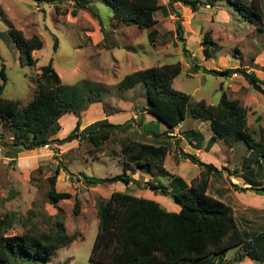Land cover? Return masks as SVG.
<instances>
[{
  "label": "rangeland",
  "instance_id": "1",
  "mask_svg": "<svg viewBox=\"0 0 264 264\" xmlns=\"http://www.w3.org/2000/svg\"><path fill=\"white\" fill-rule=\"evenodd\" d=\"M74 1L57 0L50 4L35 0H0V67L5 65L7 78L1 93L3 98L17 100L21 106H25L32 99L39 69L51 61L63 85L90 82L100 88L103 91L102 107L108 114L116 111L111 109V105L120 99L123 102L135 101L140 106L144 102V90L141 86L130 94L117 90V84L126 75L152 66L181 62L182 71L175 79L173 88L189 96L188 111L201 100L208 105H217L222 92H225L229 100H238L241 104L246 100L250 112L255 111L260 116L264 114V97L254 91H250L249 95V91L243 86V78L239 75L234 74L230 78L215 77L202 71L193 72L189 68L190 64L216 71L253 67L256 55L260 54V49L264 46V21L261 28L258 27L254 23L256 21L252 20L254 18L250 10L236 9L234 5L237 2L242 7V4H249L251 0H200L204 4L214 2L216 6L211 8L209 5H199L193 16L182 12L181 7L190 11L188 6L181 2L179 3L181 7L176 4L178 2L176 5L172 3V8L180 14L182 20L184 44L177 39L176 17L173 15L163 17L160 12H156L153 16L156 24L153 28L138 29L115 19L104 0H79L86 8L74 5ZM259 1L264 14V0ZM159 3L168 6L169 9L168 0H159ZM55 6L59 8L58 14L54 12ZM72 11L75 12L74 15L71 14ZM10 26L21 31L25 39L38 36L42 41V48L32 52V57L36 60L34 66L20 64L19 53L8 35ZM152 30H155L156 34L151 44L147 36ZM208 31L214 45L221 46L217 50L211 49L214 53H211V57L200 53L202 37ZM182 46L185 47L187 55L183 54ZM259 61L264 67V56L259 57ZM256 68V75L264 80V69L261 70L259 65ZM133 112L137 113V108L134 107ZM92 114L93 117H99V113ZM73 118L72 114L61 118L59 122L61 130L55 139H63L71 132L75 126ZM131 119L133 120V117ZM189 119L192 118L187 117L184 121V128L200 130L198 129L200 123ZM125 121L127 118L121 116L113 120L114 123ZM135 122L131 123L126 133L109 134L108 139L98 150H94L87 141L76 140L61 146L52 144L51 147H44L39 151L41 161L36 166L34 165L36 156H32L30 152L23 153L22 156H26L23 158L27 161L18 167L17 162L15 165H9L0 150V217L14 214L16 218L6 235L54 234L61 226L67 237L75 238L68 246L56 250L47 260H30L14 253L9 264H92L88 258L97 232V205L105 203L112 190L108 184L93 187L71 181L66 171L74 177L80 173L93 178H110L121 174L124 160L119 154L120 140L144 141ZM258 122L255 114L250 115L249 130L256 143H264V129L259 127ZM165 128L155 120L144 130L158 135ZM1 135L3 139L0 140V144L10 142L12 134L7 123L0 122ZM147 141L154 145L165 144L161 136L156 140L152 138ZM248 149L242 142L235 143L233 153L230 155L232 167L225 172L228 181L219 180L217 176L214 180L210 177L207 193L233 209L236 224L241 231L255 235L264 231V224L253 222L258 217L262 218L258 223L264 222V215L252 213L250 209L253 208L252 205L264 206V191L256 192L257 189L264 187V157L259 158L260 164H255L254 159L248 154ZM57 166L60 171L55 189L58 192L70 193L72 197L60 201L53 207L46 199L49 190L47 179L52 176ZM165 168L166 172H161L153 166L150 173L170 190L175 187L180 190L179 184L170 186L175 178H181L183 182L189 184L193 179L199 178L204 171L190 161L176 167L171 164L168 157ZM234 171L242 174L241 179L243 177L244 180L259 186L248 191V194L240 192L235 194L234 190L231 196L220 192L215 194L217 181L221 187H230L229 181L237 180L239 175ZM167 180L170 181L169 184ZM114 187L124 189V184L116 183ZM165 199L173 203L169 197ZM75 203H78L79 207L77 214L74 213ZM261 225L263 227L260 228ZM237 253L235 250L229 251L224 256L226 262L223 264H242L243 260H235Z\"/></svg>",
  "mask_w": 264,
  "mask_h": 264
},
{
  "label": "trees",
  "instance_id": "2",
  "mask_svg": "<svg viewBox=\"0 0 264 264\" xmlns=\"http://www.w3.org/2000/svg\"><path fill=\"white\" fill-rule=\"evenodd\" d=\"M35 1L54 4L57 0ZM104 1L115 19L138 29L153 28L156 24L153 16L156 12H160L163 17L175 16V33L182 44L185 43L182 37V20L180 14L172 8V3L181 2L192 13L198 11L199 5H209L211 8L215 5L214 2L204 4L200 0H168L169 10L168 6L160 5L159 0ZM74 5L86 8L79 0H75ZM234 5L236 9L250 10L254 18L252 20L256 21L255 25L261 28L264 14L259 0H251L249 4H242V7L237 2ZM54 12L59 13L58 6L54 7ZM71 14L74 15L75 12L72 11ZM93 16L96 17L95 14ZM99 26L102 31L101 24ZM10 27L8 35L19 53L20 64L34 66L36 60L32 57V52L42 48V41L38 36L25 39L21 31ZM155 34L156 31L152 30L147 36L151 44ZM201 46L206 57H209L212 48H217L210 31L202 37ZM53 49H56V42ZM182 52L184 55L188 54L184 46ZM190 70L202 71L215 77L230 78L234 74L239 75L264 97V80L258 78L255 72H247L243 68L216 71L197 64H190ZM5 71V65H1L0 121L7 123L12 135L9 143L0 144V150L9 165H15L22 153L51 147L52 144L61 146L74 140L87 141L94 150H98L109 134L126 133L131 123H134L132 119L122 125L103 122L79 133L80 113L91 104L101 102L103 91L100 88L90 82L63 85L50 61L39 69L32 99L25 106H21L19 101L1 96L7 79ZM181 71V62L152 66L126 75L117 84V90L125 92L138 85L144 89V111L166 127L168 132L161 135L163 138H172L168 133L187 117H191L209 124L213 137L208 141V148L217 139L229 147L242 142L251 150L252 159L264 157V143H256L247 127L246 109L238 100H229L225 92H222L217 105H208L201 100L188 111L189 96L178 92L172 86ZM66 114L76 117L75 126L65 138L55 139L61 130L59 120ZM176 152L181 159L200 166L204 170L201 176L193 179L189 186L175 178L170 186L179 184L180 190L176 187L170 190L160 182L150 181L144 184V188L155 195L169 197L179 210L168 211L155 200L135 197L126 192H112L105 203L97 205L98 226L88 261L92 264H206L212 258H223L229 251L235 250L238 251L236 261L248 258L253 262L263 263L264 231L253 236L241 231L236 224L233 209L206 193L209 175L227 170L218 171L213 165L202 163L194 155L182 152L177 143ZM119 154L124 160L122 173L110 178H93L81 173L74 177L65 168L63 170L68 173L71 181L88 186L115 183L127 186L132 182L126 173L128 163L146 173H150L152 166L163 171L168 147L165 144L154 145L123 139L120 140ZM59 171L57 166L52 176L47 179L49 190L46 199L53 207L72 197L70 193L56 191L55 183ZM257 186L259 185L252 184L246 190L252 191ZM260 191H264V187L256 192ZM78 209V203H75V214ZM15 220L14 214L0 217V264H9L14 253L30 260H47L56 250L68 246L75 239L67 237L61 226L54 234L24 233L20 236H7L6 232L13 227Z\"/></svg>",
  "mask_w": 264,
  "mask_h": 264
},
{
  "label": "crops",
  "instance_id": "3",
  "mask_svg": "<svg viewBox=\"0 0 264 264\" xmlns=\"http://www.w3.org/2000/svg\"><path fill=\"white\" fill-rule=\"evenodd\" d=\"M176 4L178 6H180L179 2ZM176 4L174 3V5H176ZM215 6H216V4L214 5L213 8H215ZM181 10L184 14H190V15L195 14V13H192L191 11L186 10L185 7L184 8L181 7ZM263 19H264V15H263ZM263 19H262V21H264ZM218 48H221V46H218L215 50H217ZM200 50H201L200 53H202L203 52L202 46H201ZM211 53H213V52H211ZM211 53H210L209 57H211ZM263 54H264V46H262V48L260 49V54L256 55L257 57L253 62V67H251L250 69H247L244 67L243 69H246L247 72H250V71L255 72V74H256V72H257L256 66L259 65L260 69L263 70L264 67L261 65V62L259 61V57L264 56ZM192 56H195V55H192ZM239 68H242V67H239ZM174 81H175V79H174ZM174 81H173V83H174ZM172 86H173V84H172ZM243 86H244L245 90L249 91L248 92L249 95H250V91L256 92L244 79H243ZM139 87H140V85L136 86L135 88H133L131 90L125 91V92L130 94L136 88H139ZM256 93H258V92H256ZM242 104L241 105L246 109V112H247V115H246L247 127L249 128V125H248L249 116L250 115L252 116L255 114L256 120L259 121L258 122L259 127L264 129V114L260 116V115H257V113L255 111L251 110V112H250V110H249L250 107L247 105L246 100H244V102H242ZM125 106H127V107H125ZM134 107L137 108V113L133 112ZM144 108H145V99H144V102H142L141 106L139 105V103H136L135 101H130V100H128L126 102H123L122 99L118 100L117 102L115 101L114 103H112L111 109H116V111H112V113L110 112L108 114H107L106 110L102 107L101 102L91 104L85 111H82L80 113L79 133H83V131H85L87 128L92 127L93 125H96L98 123H103V122H107L108 124H112V125H122L123 122H121L122 124L120 122L119 123L113 122V120L115 118L120 117V116L127 118V121L130 120L131 117H133V120L136 121V122L135 121L134 122L137 123V125L139 126V128L141 130L140 135H142V138L144 139L145 142L139 141V140H135V141L152 144L151 142H149L147 140H150L152 138L156 140L163 133L168 132V130L166 128L162 129L158 133V135H156L155 133L149 132V131L145 132L144 129L147 126H149L151 123L155 122L156 119H154L150 114L145 112ZM92 113H99V117H93L94 114H92ZM61 118H60V120H61ZM60 120H59V122H60ZM72 120H73V124H75L76 117L74 116V118ZM189 120L193 121L195 123L196 122L200 123V125L198 126V129H200V130L194 131L191 129L188 130V129L184 128L185 125H183L184 124V121H183L181 124L178 125V127H176L173 131H171V133H168L169 137H172V138L166 139V138L162 137L163 143H165V145L168 147V154H167L166 158L167 157L170 158L171 164H173L176 167H178L182 164H186V161L188 162V160L181 159L178 156V154L176 152V143H177L179 145V148L182 150V152L194 155L202 163L211 164L218 171H221L222 169L230 170V167H232L230 165V155H231V152L233 153V148H234L235 144L233 145V147L232 146L229 147L222 140L217 139L216 142L210 148H208L207 147L208 141L210 138L213 137V133L211 132V130L209 128V124L207 122H201V121L194 120V119H189ZM204 129H205V133L203 134ZM197 132L199 134H197ZM221 146H224L225 149L222 148ZM39 151H40V149L35 150L34 152H30V154L32 156H36V160L34 162L35 166L41 161V160H39L40 158L38 156ZM248 154H249V156L251 155L250 149H248ZM22 155H23V153L20 154L19 158L16 160L18 167H20L23 162L27 161L26 159H24L26 156L24 157ZM41 158H44V157H41ZM166 158H165L164 163H163V171L164 172H166L165 171L166 170V168H165ZM42 160H44V159H42ZM172 160L174 161L173 163H172ZM253 162L255 164H260V159L259 158L254 159ZM123 166H124V161L122 162V168L121 169H123ZM150 170H152V168ZM29 171H30V169H28V172ZM163 171H161V172H163ZM234 172H236V171H234ZM126 173L132 179V182H130L127 186L124 185V187H123L124 189H119L117 187H114L116 183L114 185L111 184L110 185V188L112 190L111 193L116 192V191L126 192V193H128L132 196H135V197L155 200L156 202L161 204V206H163L168 211L177 212L179 210V207L175 203H172L168 199H165L166 197H164V196L161 197V195H155L149 189L144 188V184L149 182V181L154 182V183L159 182L158 180H156V178L151 173H146L145 171H141L139 169H136L133 164H129V163H128V167H126ZM237 173L238 172H236V174ZM238 175H239V177L237 178V180L231 179L229 181L230 187H224V186L221 187L220 182L217 181L215 183V184H217L216 185L217 187L215 189V194H218L220 192V193L226 194L227 196H231L233 190H234L235 194H236V192H240V194L241 193H245V194L247 193L248 194V190H246V189L249 188L250 185L254 184V182L246 181L243 179V177L241 179L240 177L242 174H240V173H238ZM216 176L218 177L219 180L223 179V181L224 180L228 181V177L226 176L225 171H221L218 174L211 173L209 175V179H210V177H212L214 180V177H216ZM167 181L169 184L170 181L169 180H167ZM208 183H209V180H208ZM185 184H187V183H185ZM189 184H187V185H189ZM97 186H99V185H97ZM231 187H234V189L233 188L231 189ZM207 189H208V185H207ZM206 193H207V190H206ZM237 197H239V195H237ZM251 207H253V208H250L253 210V211L251 210L252 213L260 214V216L264 215V206L252 205ZM260 219H262V218L258 217L253 222H255L256 224H264L263 221L261 223H258ZM261 227H263V225H261L260 228ZM245 233H247V232L245 231ZM247 234H249V233H247ZM251 235H253V234H251ZM224 261H225L224 257L223 258L217 257V258L210 259L209 261H207L206 264H223ZM245 263L246 264H252L251 260L248 258L243 259L242 264H245Z\"/></svg>",
  "mask_w": 264,
  "mask_h": 264
}]
</instances>
